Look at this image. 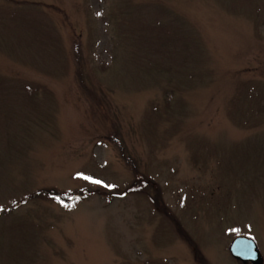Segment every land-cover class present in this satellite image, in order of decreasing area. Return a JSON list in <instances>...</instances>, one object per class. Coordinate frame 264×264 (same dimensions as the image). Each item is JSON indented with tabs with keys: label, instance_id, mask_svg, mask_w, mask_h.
Wrapping results in <instances>:
<instances>
[{
	"label": "rangeland",
	"instance_id": "374dc122",
	"mask_svg": "<svg viewBox=\"0 0 264 264\" xmlns=\"http://www.w3.org/2000/svg\"><path fill=\"white\" fill-rule=\"evenodd\" d=\"M238 236L264 262V0H0V264H252Z\"/></svg>",
	"mask_w": 264,
	"mask_h": 264
},
{
	"label": "water",
	"instance_id": "95a60500",
	"mask_svg": "<svg viewBox=\"0 0 264 264\" xmlns=\"http://www.w3.org/2000/svg\"><path fill=\"white\" fill-rule=\"evenodd\" d=\"M229 250L234 258L244 263L263 264V256L256 241L248 236H238L231 243Z\"/></svg>",
	"mask_w": 264,
	"mask_h": 264
},
{
	"label": "trees",
	"instance_id": "16d2710c",
	"mask_svg": "<svg viewBox=\"0 0 264 264\" xmlns=\"http://www.w3.org/2000/svg\"><path fill=\"white\" fill-rule=\"evenodd\" d=\"M129 190L130 189L128 188V192H130ZM74 196L69 197L68 199H64L62 195L56 194L53 195V198L59 200V202H61L62 204H66L65 206H70L80 200V195H74Z\"/></svg>",
	"mask_w": 264,
	"mask_h": 264
},
{
	"label": "snow or ice",
	"instance_id": "6c2138e0",
	"mask_svg": "<svg viewBox=\"0 0 264 264\" xmlns=\"http://www.w3.org/2000/svg\"><path fill=\"white\" fill-rule=\"evenodd\" d=\"M95 182L100 183V181H95Z\"/></svg>",
	"mask_w": 264,
	"mask_h": 264
}]
</instances>
